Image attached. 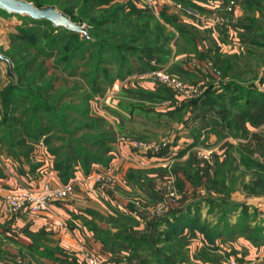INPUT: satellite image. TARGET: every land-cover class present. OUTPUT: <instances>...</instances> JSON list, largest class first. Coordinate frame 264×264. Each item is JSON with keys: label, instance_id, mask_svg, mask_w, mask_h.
Wrapping results in <instances>:
<instances>
[{"label": "rangeland", "instance_id": "rangeland-1", "mask_svg": "<svg viewBox=\"0 0 264 264\" xmlns=\"http://www.w3.org/2000/svg\"><path fill=\"white\" fill-rule=\"evenodd\" d=\"M33 1L53 2L69 11L75 19L92 22L96 26L92 34L99 44L87 45L82 50L77 34L59 42L60 34L65 32L63 30L53 32L57 34V43L55 38L50 39L49 23L35 24L19 13L0 10V49L15 64V70L11 72L9 63L0 60V175L15 172L23 178L21 185H29L26 181L33 180L31 184L36 188L49 178L64 182L59 160H67L71 154V158L76 160V167L69 169V180H80V184L73 194L66 199L55 200L44 212L52 210L56 202L66 201L69 204L68 200L78 195L82 200L74 206L80 212H87L91 207L93 213L90 219L98 226L107 223L102 234L126 232L131 236L135 233L136 246H124L129 249V256L133 255L132 262L143 264L145 254L152 249L153 255L148 257L162 262L169 259L177 264L182 257L187 258L194 238L192 235L175 241L173 238L178 235H166L163 228L157 226L152 238L145 239L147 243H137L144 240L139 236L148 234V228L140 225L152 221L158 224L161 221L159 215L170 207L165 200L175 198V194L178 203L172 205L187 212L179 220L198 225L197 231L203 243L198 256L199 264H225V259L232 257L231 254L233 257L236 255L238 264H254L261 249L264 250V168L253 165L250 169L248 163L252 155L264 161V145H260L262 140L255 145L249 142L255 138V132L264 136V123L255 126L248 122L251 128L248 136L243 132L234 137L228 129H222L223 114H220L219 108H226L229 113L222 85L216 88L219 98L211 102L208 109L203 108L200 114L204 123L199 118H193L192 108H189L191 104L186 103L205 91L208 76L219 85L237 74L235 81L254 83L264 90V0H223L217 4L218 7L211 6L208 0H168L160 5L157 3L155 9L144 5L169 30L178 34L172 24L176 20L194 32L193 42H184L183 49L188 52L184 55L189 68L198 70L202 76H179L168 68L173 57L159 62L155 57L150 59L157 63L156 67L178 75L182 81L180 87L160 82L153 76L143 79L141 75L151 69H135L124 78L116 77L123 62L130 59L133 62L138 57L132 54L133 48L144 46L143 42L138 44L131 38L137 31L128 30L136 27V20L129 18L126 22L124 19L128 15L118 18L113 15L114 5L124 0ZM230 5L234 7L233 12L229 10ZM230 17L233 21L230 20L228 25L212 21ZM107 18L108 23L102 25ZM155 29L153 34L156 37L152 39L153 35H148L146 39L149 45L153 41L157 44L161 42ZM216 31L228 41L226 47L229 50L223 53L233 55L232 62L235 63L227 78L223 77L222 69L214 59L203 55L204 48L197 46L209 42V46L213 47L212 39ZM204 35L208 41L202 43ZM183 49L179 48V51ZM51 50L55 52L48 54L47 51ZM116 81L122 82V87L114 94L109 90ZM149 81L151 86L147 85ZM14 84L18 85V89L9 91ZM139 86L151 89L137 95L138 100L133 97L136 100L132 108L141 106L144 111H134L133 116L125 119L131 121L123 128L118 113H129L119 109L120 102L116 96L124 88ZM159 89V96L150 95ZM230 95L227 92L226 98L229 99ZM144 97L149 99L143 103L141 98ZM37 101L43 107L36 111ZM124 101H127L124 105H129L133 100ZM205 121L209 123L203 127L207 124ZM40 128L44 129L40 131ZM124 136L130 140L123 139L121 144ZM86 137L92 141L86 140ZM72 138L75 140L73 152L67 146ZM136 140L149 143V148H136ZM162 142H167L168 146H162ZM243 147L248 148L250 156L244 157ZM88 150L100 159L83 163ZM154 157H159V161L152 159ZM233 160H236L235 163H232ZM86 165L89 169L84 168ZM9 167L12 169L8 170ZM4 195L0 199L5 207ZM93 197L103 198L106 207H114L115 214L109 217L95 212L90 202ZM114 199H121L120 203L124 201L126 205H119L126 207L125 210L111 201ZM6 211L11 214L26 211L29 215H36V212L24 208ZM179 220L178 225H182ZM108 222H113L116 230ZM224 224H233L232 229L227 235L216 236L215 231L222 229ZM96 234L98 236V231ZM238 240L242 244H239L240 249H236V253L231 247ZM104 246H111V243L105 242ZM85 248L105 255L98 249L82 245L79 253L85 264H90L85 259ZM254 253L255 258L252 256ZM21 259L29 264L26 259ZM108 259L115 264L113 259ZM13 261L16 262L17 258ZM149 264L154 263L150 261Z\"/></svg>", "mask_w": 264, "mask_h": 264}, {"label": "trees", "instance_id": "trees-1", "mask_svg": "<svg viewBox=\"0 0 264 264\" xmlns=\"http://www.w3.org/2000/svg\"><path fill=\"white\" fill-rule=\"evenodd\" d=\"M29 1H33V0H29ZM97 1V0H94ZM103 1V0H102ZM36 5H44V4H54L53 2L51 3H37L35 1H33ZM56 5V4H54ZM62 9V8H60ZM144 9V10H143ZM145 9H147L145 11ZM1 11H7L4 10L2 8H0ZM65 12H67L70 16L71 19L74 21H82L85 22L87 24V34L88 36H83L84 34L80 31H76V30H72L69 29L67 27L64 26H58L56 27L52 21H50L49 19L46 18H37L34 19L30 16H24L26 17L30 22L32 23H49L50 25V31L49 33L51 34L50 39H54L56 40V35H54V31L57 30H63L65 31L63 34L61 35V38L58 40L59 42H61L64 39H67V37L69 38L70 36L73 37V35L77 34L80 38V48H82V50L90 44L93 45H98L99 43L96 41L95 37L92 34V30L94 27H96L95 25H93L92 22H88L84 19H75L73 17V15L63 9ZM8 12V11H7ZM113 15H116V18H118L119 16H125L128 15L127 17H125L126 19H124V21L127 22V19L132 18V20H136L135 23L136 27L134 28H128L129 31H137L135 32V34L131 37L136 43H144V46L142 47H138V45L136 47L133 48L132 50V54L137 55L138 57H135L132 60H128L125 61L121 64L120 67V72L117 73V78L119 77H125V75L127 73L132 72L133 70L137 69L139 71H143L147 69H152L154 67L157 66V63H153L150 59H152L153 57L157 58L158 62L159 60L162 59H166L171 58L173 55L176 56L177 53L179 52V48H183L185 46L184 42H193V38H194V32L192 31V29H189V26H187L184 23L178 22V21H174L172 22V24H174L173 26L175 27L176 31H178V34L173 31L172 29L169 30V28L165 25V24H161V22L158 21L157 17L154 16L153 12L148 9L146 6H144L143 4H139V2L135 1V0H124V2L122 3H116L114 5V10H113ZM115 18V19H116ZM130 20V21H132ZM115 22V20H114ZM112 22V23H114ZM108 23V18L104 20V22L102 23V25ZM130 23V22H129ZM135 25V24H134ZM155 27L158 30V36L160 38L159 44L152 43V45H149L148 42H146V39L148 37V35H153L154 39L156 36L153 34V31H155ZM98 28H96L95 30H97ZM53 30V31H52ZM52 31V32H51ZM247 31H249V29H247ZM147 32H150V34H147ZM125 33V32H124ZM123 33V34H124ZM180 33V34H179ZM72 34V35H71ZM191 35V36H190ZM245 35V34H244ZM249 35V34H248ZM249 38V36H248ZM130 39V37H129ZM142 40V41H141ZM164 40V42H163ZM58 41L56 40V42L58 43ZM174 41V46H172V42ZM214 44V43H213ZM104 45H109L108 43H105ZM159 45V46H158ZM59 47V45L57 46ZM187 48V47H186ZM214 51V55L212 56L211 54H207L208 56L210 55V57L212 59H214V61L216 62L217 65H219L222 69V73H223V77H229L230 71L234 68V64L232 62V56H228L227 53H223L222 51H220V47L217 46V44L215 43L214 47L211 48ZM3 52V51H2ZM48 54H53L55 52V50H51V51H47ZM6 54V53H5ZM8 56V54H6ZM156 55V56H155ZM241 56V54H239ZM11 59V58H10ZM1 61H5L8 62L6 60H1ZM13 60H11L12 63V67L11 64L10 65V71L14 72L15 70V64H13L14 62H12ZM243 70L241 69L239 72L241 73ZM237 72V71H236ZM235 76L228 80V81H223L221 84L217 85L215 84L216 80L215 79H209L208 84H207V88L205 89V91L199 95L198 97L194 98L193 100L187 102L186 104H191L190 105V109L192 108V112H193V118L197 119L199 118L201 120L202 123L203 120L200 117V114H202L203 112V108H207L210 107L211 102H213L215 99L219 98V96L217 95V91L216 88H219L221 85L223 88H225V101L228 102L227 106L229 107V113L228 110L226 108L222 109L221 107L220 109V114H223V118L221 122L220 120H218L219 122H221V124H223V126H221L222 129H228L229 132H231L233 134L234 137L239 136V134L241 133H245L244 135L248 136V133L250 132V127L248 125V122L257 126L259 124L264 123V90L258 88L256 85H254V83H249V84H242L238 81H235L234 79H236L238 77L237 74H234ZM113 82V81H112ZM112 86V85H110ZM18 89V85L14 84L9 88V91H15ZM104 89V88H103ZM120 91V90H119ZM142 91H151V89H147V88H143V87H137V88H124L119 94V96H116L118 98V106L119 109H122L124 111H126L129 114H124L122 112H117L118 116L120 117L121 121V125H123L125 128V126H128V121H131V119H129L128 121H126L125 119H127L130 116H133L135 113H133L134 111H144L143 108L140 106L139 108H132V105L134 103V101L140 98H137V95L141 94ZM44 92H46V89L44 90ZM231 93L230 98H226V93ZM157 94V95H156ZM160 94V89L157 90V92H152L150 95H156L159 96ZM135 97L136 99L134 100ZM245 98L244 101H242V98ZM127 99H131L133 101L129 102V105H124L123 103L127 102L124 100ZM146 99H149L148 97H144L141 98V100L146 101ZM121 100V101H120ZM122 102V103H121ZM40 103V101L36 102V111L38 110V108H42L43 105L38 104ZM142 103V102H141ZM147 103V102H146ZM43 104V103H42ZM206 109V110H207ZM199 110V111H198ZM215 113V112H214ZM216 114V113H215ZM211 115H214L213 113H211ZM124 119V120H123ZM126 121V122H125ZM207 122V121H205ZM209 122H207V124L205 123V125H203V127H206V125H208ZM27 129V128H26ZM44 128H40L39 130L42 131ZM30 132V130H29ZM45 133V132H44ZM255 138L249 142V144L251 145H255L257 144L259 141L260 145H264V136L262 134L255 132L254 134ZM39 137V136H36ZM260 137V138H259ZM86 140H90L92 141L91 138L86 137ZM103 140V139H102ZM74 138H72L69 143H68V149L71 150V152H73V147H74ZM237 144V143H235ZM235 144H231L233 146H235ZM244 144V143H242ZM170 145H172V142L170 143ZM257 146V145H256ZM240 149V148H239ZM242 153L244 154V157H248L250 156L249 150L247 147H243ZM95 158L100 159L98 156H96L94 153L90 152V150L87 151L86 154V158L85 160L83 159V163L84 161L88 163H90L91 161H93ZM101 161H103L101 159ZM236 160H233L232 163H235ZM59 164H60V169L63 171L61 172L62 174V180H64V182L69 180L70 177V172L69 169H73L76 166L75 162L76 160H73V158H71V154L69 155L67 160H59ZM104 163V162H103ZM107 163V161H106ZM253 165L255 166H260L262 168H264V161L259 160L258 156L256 155H252V159L250 160V162L248 163V166L250 167V169L253 168ZM84 168L89 169V166H84ZM210 169V167L208 168V170ZM185 213H187L186 211H184V208H178V206H174V205H170V207H168V209L165 211V213L159 215V218L161 219L160 222H149L146 224V228L148 230V234H143L142 236H139L140 239H144V240H140L137 243H147V241L145 242L146 238H152V234L155 230V228L162 223H166L165 226L168 227V229L166 231H168V235L169 236H177L180 233L184 232L185 229H190L191 231H196L198 228V225L193 224V222L190 221H183V220H179L180 218H184ZM173 215V216H171ZM173 217V219H171V217ZM176 220V221H175ZM182 222V225H178V221ZM224 227L222 229H217L215 231V235L216 236H222V235H227L229 233V231L232 229L233 224H224ZM179 227H182V229H180ZM145 229V230H146ZM146 230V231H147ZM97 231V229H96ZM124 233V234H123ZM124 235V237L127 238H131L134 239L135 237V233L134 234H126V232H118L115 235ZM98 235L100 236V239H102V241L105 243H108V239L104 236H101L99 233ZM110 238H115V236H112V234L109 235ZM150 238V239H151ZM149 239V240H150ZM133 245L136 246V244H132L130 245L129 248H133ZM109 247V246H108ZM110 248V247H109ZM111 249V248H110ZM128 249V248H127ZM114 251V250H112ZM115 252V251H114ZM149 255H153L152 253V249L150 251H148L145 254V257L143 259V264H149L151 261V257H148ZM131 256H127V262L128 264H142V262H132V257ZM140 258V255H138ZM142 257V256H141ZM135 258V257H134ZM141 260V259H140ZM171 260L168 259V261L166 262H158V263H154V264H171L172 262H170ZM173 264V263H172ZM176 264V263H174Z\"/></svg>", "mask_w": 264, "mask_h": 264}, {"label": "crops", "instance_id": "crops-1", "mask_svg": "<svg viewBox=\"0 0 264 264\" xmlns=\"http://www.w3.org/2000/svg\"><path fill=\"white\" fill-rule=\"evenodd\" d=\"M214 33L215 34L212 39V44L214 43L213 47L216 43L217 46L221 48L220 51L226 52L227 50H229V48L226 47L228 41L223 38L221 34L217 33V31ZM205 39L206 36H202V43L208 41ZM220 40L222 42H220ZM199 41H201V39ZM203 45L204 46H202L201 43L197 45L200 49L202 47L204 48L203 55H206V57H210V55H207L209 53L213 56L214 51L211 49L212 47L209 46V42L207 44L205 42L203 43ZM185 53L188 52L183 49L179 51L176 56L173 55V58L171 59L172 63L169 64L168 68L182 77H184V75L202 76L199 75L202 73L198 72V70H192L191 68H189L187 57H185L184 55ZM176 65H178V67H176ZM206 80L208 84L209 76L208 78H206ZM151 84V81H149L147 85L151 86ZM121 155H123L122 152ZM152 159H158L159 161V157H154ZM10 167L8 170L12 169ZM9 172V175H0V197H2V195L6 194L11 189L16 188L17 186H21L23 178L15 172ZM32 182L33 180L26 181L27 184H31ZM53 182L60 183L62 181L53 179ZM122 198L123 196H121V199ZM1 199V259L14 260L16 258H24L29 264H85L80 258L79 248L82 245H87L103 252L106 257L113 259L115 264H128L127 256L129 255V249H126L124 246L130 247V245L136 244L135 239H129L127 237H124V235L122 234L114 235L112 233V236H115V238L113 239L109 237L110 234H102L103 229L108 226L107 223L105 222L101 226L96 225L94 221L89 217L93 213L90 211L93 209L91 207L88 208L89 210L87 212H80V210H78V208L76 207L78 206V204L76 203L81 201L82 198L78 195H75L74 198L68 200L70 201L69 204L73 203V205H69L68 202L66 203V201L56 202L53 205L52 210L46 212H38L36 213V215H29V213H27L26 211L20 212L19 214L8 213L3 206V202ZM121 199H119V201L116 199L111 201L115 202L119 209L125 210L126 207H122L121 205H119V203L122 201ZM90 200V202L93 203L91 205L95 208V212H98L99 215L109 216L114 213V207L112 209H110L111 207H106V201L103 198L98 199L96 197H93ZM120 204L126 205L124 201ZM97 220L99 221L98 218ZM108 223L110 224V227L114 226L113 228L116 230L115 224L113 222L112 224L110 222ZM140 226L146 227V224H141ZM159 227L163 228V232L168 235V231H166L168 227H166L164 224H160ZM96 229L101 236H104L108 239V243H111V246H109L111 249L104 246V243L103 241H101L100 236H97L96 234ZM191 235L194 238L196 237V239H192L187 258L184 259V257H182L181 259H179V263L177 264H199L198 256L202 251L201 247L203 245L200 237V232H198L197 230L191 231L187 228L184 230V232L180 233L178 237H175L173 239L177 241L178 239H180V237L182 238ZM239 244H242V241L238 240L234 243L235 246L231 247L236 251V253V249H240ZM114 246H116V248ZM112 250H114L115 252ZM251 251L254 252L253 249H251ZM231 256L232 257L230 258H228V256L226 259L224 258L225 264H230V259H235L237 260V262H239L236 258V255H234L233 257V255L231 254ZM239 256H241V254L238 255V258ZM252 256H254L255 258L256 254L254 253L252 254ZM243 260L244 257L242 261ZM255 260L256 261L254 262V264L264 263V250L261 249V252L258 254V257L255 258ZM158 262H161V260L157 258L154 260V258H151V263Z\"/></svg>", "mask_w": 264, "mask_h": 264}, {"label": "built area", "instance_id": "built-area-1", "mask_svg": "<svg viewBox=\"0 0 264 264\" xmlns=\"http://www.w3.org/2000/svg\"><path fill=\"white\" fill-rule=\"evenodd\" d=\"M137 2H140L143 5H147L150 8L157 7L156 4L159 5L161 3H164L168 0H135ZM211 6L218 7V3L222 2L223 0H208ZM155 9V8H154ZM230 12L234 11V7L230 5L229 8ZM232 20V18H216L215 20H212L214 24L216 23H222L225 25H228L229 21ZM233 21V20H232ZM211 22V21H210ZM212 22V23H213ZM209 23V22H208ZM208 65L212 66L211 64L207 63ZM210 70L214 71V68H211ZM154 77L160 82L169 83L172 85H175L177 87L181 86V78L171 73L170 71L166 69H162L160 67H154L151 70L147 71L146 73L142 74L141 77L144 78H151ZM111 91L112 93H117L120 88L122 87V82L116 81L114 84H112ZM128 141L130 139L122 138L121 144L124 143V140ZM140 140V139H139ZM136 140L135 147L138 149H148L149 143ZM162 146L166 147L168 146L167 142H162ZM127 145V144H126ZM43 185L40 186V188H36L34 185H21L14 189V191L9 192L3 196V201L6 210H19L21 208L27 209L30 212H41L45 209H48L52 202L55 200L60 199H66L69 197L73 192L75 191L77 185L79 184L80 180L76 179H70L66 182H60V183H54L52 178L46 179L43 181ZM37 186V185H36ZM39 186V185H38ZM175 198H167L165 201L172 204L178 203V196H175ZM169 207V206H168ZM163 209V208H162ZM86 251H84L85 259L90 264H112V262L105 256L102 255L93 249L85 248ZM230 264H238L237 260L230 259ZM0 264H26L23 259L17 258V261L14 262L13 260L8 261L4 259H0Z\"/></svg>", "mask_w": 264, "mask_h": 264}, {"label": "water", "instance_id": "water-1", "mask_svg": "<svg viewBox=\"0 0 264 264\" xmlns=\"http://www.w3.org/2000/svg\"><path fill=\"white\" fill-rule=\"evenodd\" d=\"M0 8L8 12H16L23 16H30L34 19L46 18L58 26H64L72 30L80 31L84 35L87 34V24L82 21H74L71 16L54 4L36 5L29 0H0ZM0 60H6L11 64V59L0 49Z\"/></svg>", "mask_w": 264, "mask_h": 264}]
</instances>
